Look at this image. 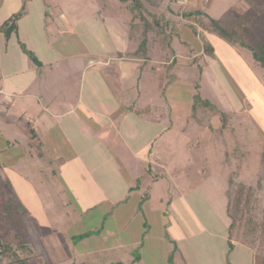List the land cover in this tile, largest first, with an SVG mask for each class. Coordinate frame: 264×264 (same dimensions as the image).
<instances>
[{
	"label": "rangeland",
	"instance_id": "obj_1",
	"mask_svg": "<svg viewBox=\"0 0 264 264\" xmlns=\"http://www.w3.org/2000/svg\"><path fill=\"white\" fill-rule=\"evenodd\" d=\"M21 5L22 0H0V26ZM145 5L162 22L169 20L171 42L151 40L147 58H125L137 62L125 75L130 89L114 65L90 82L85 77L90 61L110 67L117 55L137 50L142 21L120 0H28L18 33L7 40L0 29V76L25 71L20 76L34 96L26 114L15 100L0 115V162L31 211L34 264H170L174 247L175 264H264V66L208 27L226 8L239 13L247 4ZM195 10L202 14L183 15ZM22 43L43 61L33 81ZM92 89L94 95L104 91L110 104L113 97L118 105L133 99V106L119 107L133 112L101 116L104 123L87 117L82 107L60 122L35 118L42 110L34 102L38 93L51 97L50 108L60 113L80 99L89 101ZM196 91L213 106L194 108ZM128 117L136 123L131 126ZM31 128L42 159L31 153ZM78 152L83 161H77ZM144 196L149 199L140 206ZM85 232L89 236L79 239Z\"/></svg>",
	"mask_w": 264,
	"mask_h": 264
},
{
	"label": "trees",
	"instance_id": "obj_2",
	"mask_svg": "<svg viewBox=\"0 0 264 264\" xmlns=\"http://www.w3.org/2000/svg\"><path fill=\"white\" fill-rule=\"evenodd\" d=\"M27 1L28 0H22L21 8L17 12L13 13L9 18H7L0 26V29L5 34L7 40H9L11 35L15 32L18 33V21L25 14ZM120 1L126 4L125 9L131 10V12L134 13V17L141 19L143 28L142 39L139 42L137 50L132 53H128L127 55L132 54L141 59L147 58L149 56L148 51L151 40L153 43H157L161 41L165 42L167 38L166 44H170L172 34L168 31L169 20L167 19L165 22H162V20L155 13L151 14L145 5L147 2L158 6L159 4L164 3L165 0ZM243 1L247 4V7L244 8L242 12L236 13L234 7L230 6L225 9L219 18H210L208 27L212 32H215L216 35L226 38L230 42L249 50L252 57L262 66H264V0ZM199 14H202V12L195 10L192 12H186L183 15L195 17ZM21 48L23 53H25L27 56H30L29 58L34 65L39 67L43 66V61H41L39 57L31 51V49H28L24 43H22ZM207 49L212 51V46L210 43ZM173 60L176 61V59ZM170 67L172 68V66ZM107 70H113V66L108 67ZM175 79L176 76L173 75L172 79L168 83L173 82ZM199 91L193 93L192 96L194 99V108L199 103H201L203 106L211 108L213 103L208 99L203 98ZM4 114V112L0 111V115ZM31 131V153L34 152L40 156H43L41 141L38 143L34 140L37 138L36 130H32L31 128ZM3 165L4 164L0 162V235H10L11 237L9 242L6 243L0 240V246L2 248L0 250V264H34V259L38 256V252L36 251V248L28 241L29 229L27 225V217H30L31 211L16 194L15 187L13 186L10 177L4 171ZM140 183V180H138V185ZM148 199L149 198L147 196H144L140 201V206H142V204ZM233 223L234 222H232L230 226V230L233 227ZM144 225L145 227L149 228L147 220L145 221ZM147 232L148 230L144 231V237L146 236ZM85 236H89L88 232L81 233L79 235V239H83ZM167 236L169 238V235ZM229 247L230 249L234 248V244L231 242V239L229 240ZM176 248L174 247V250L169 255L170 264H175L174 253L176 252ZM140 257L141 256L138 253L136 258L140 260ZM109 264L124 263L111 262ZM228 264L232 263L228 262Z\"/></svg>",
	"mask_w": 264,
	"mask_h": 264
},
{
	"label": "crops",
	"instance_id": "obj_3",
	"mask_svg": "<svg viewBox=\"0 0 264 264\" xmlns=\"http://www.w3.org/2000/svg\"><path fill=\"white\" fill-rule=\"evenodd\" d=\"M126 29H127V36L129 39L130 28L128 29L126 27ZM117 57H118V59H117L118 63L112 64V66L114 65L115 70L120 72V73H118L117 78L121 79V83H122V85H124V88H126V89L133 88V87H131L132 84H129L127 81H125V75H126L128 68L132 67L131 64L135 63V64H133V67L137 69V66H135L137 64V62L126 61L125 58L128 57V55H125V57H122V55L119 54V55H117ZM46 62L51 67L50 64H52V60L46 61ZM43 67H44V65L39 67V68H36V65H34V64L32 65V68L29 69V70L32 69V81L34 80L33 79L34 77L36 79L38 78V76H39L38 70L42 69ZM107 68H108V66L107 67H102V66L100 67L99 65L96 66L95 64L93 66L92 61H90V67H89L90 71L88 70V72L85 74V77L90 82L91 79L93 78V75H95V76L101 75L100 71H102L104 75L107 73H110V71L107 70ZM26 71H28V70H26ZM28 72L30 73V71H28ZM23 73H25V71L22 72L21 69H18L17 71H13L11 74H9V71H7L8 75H1L0 76V81H1V85H0V107L1 108H0V111L1 112H4V113H7L6 111L10 112V110L13 107H15V106H13V103L15 102V100L17 101L15 108H18L21 111V113H23V114H26L29 110V107L32 106V99L34 96L32 95V99H31L30 90H28V88H27L29 86V84H24V78H22L20 76V74L23 75ZM3 74H5V73H3ZM122 74H123V77H122ZM8 78H11V81L13 82L11 85H6V83H5L6 79H8ZM59 78H61V77H59ZM104 80H105V83L107 84V87L110 89L111 88L110 82L106 78H104ZM45 90L49 91L47 85L45 86ZM102 93H103V97H102ZM18 94L20 95V97H17ZM24 94H28V95H24ZM105 94L106 93L104 91H100L94 95V92L92 89V96L90 97L89 95H86L87 97L90 98L89 101H85L84 99H82V100L80 99L75 105L70 106L65 111L58 113L56 109L53 110L49 106L50 102L52 101L51 97H49L48 95L42 96L41 93H38L36 101H34V100L33 101L36 103H40L42 110L40 113H38L36 115L35 118L39 119L41 116H44L45 117L44 119L49 118L50 122L51 121L60 122L63 120V117H64V115H66V113L70 112L69 114H71V113L76 114L79 111L80 107H82L87 111V112L85 111L86 112L85 115H87V117L97 116V119H99V121L104 123L105 121H103V119L100 118L101 116L106 118L109 115L111 116V114H113L112 116H114V115L118 116V115H121L122 112H124L122 115H124L125 113H127L129 111L133 112V110H124V108H121L122 110L119 109V107H121L123 105L130 104V103L133 106V99H131L130 102L129 101L127 102V98H126L125 100H123L122 104L118 105L117 99H114V97H113V98H111L113 103L110 104L109 100H108L110 98H106ZM3 101H5L4 104H3ZM125 102H127V103H125ZM24 104L29 105V106L27 105L28 106L27 109H26V107L24 109H22ZM145 111H149V108H146ZM119 112H121V113H119ZM83 114L84 113H78V115H81V116H83ZM131 115H133V113H130V115H128V116H131ZM108 119H109V117H108ZM128 120H130L129 122H130L131 126L136 123L135 121H133V119L131 117H128ZM110 121H115V120H110ZM4 125H5V123H4ZM136 128L139 129V127L135 125L134 129H136ZM92 130H94V129H92ZM65 137L68 140L69 134L66 133ZM123 140H124V138H123ZM79 151L84 152V149L83 150L80 149ZM80 152H78V155L76 157L77 161H83V157H82V155H80ZM38 156L41 159L44 158V156H40V155H38ZM54 158H51L50 161H53ZM58 158H59V160H61V162H63L64 167H69L70 163L67 160H65L63 157H60V156H58Z\"/></svg>",
	"mask_w": 264,
	"mask_h": 264
}]
</instances>
